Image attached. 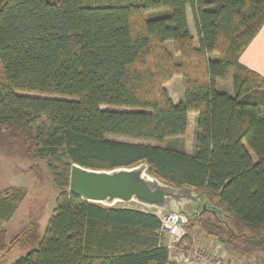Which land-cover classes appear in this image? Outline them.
I'll return each mask as SVG.
<instances>
[{"label": "trees", "instance_id": "obj_1", "mask_svg": "<svg viewBox=\"0 0 264 264\" xmlns=\"http://www.w3.org/2000/svg\"><path fill=\"white\" fill-rule=\"evenodd\" d=\"M263 24L264 0H0V140L42 161L59 190L39 242L33 225L9 241L0 225V258L37 244L10 264H176L155 210L69 194L72 163L145 162L202 194L209 209L188 220L189 234L264 253V77L239 63ZM174 76L178 103L165 88ZM227 79L232 94L216 88ZM189 113L192 154L145 143L184 135ZM3 200L0 223L15 210Z\"/></svg>", "mask_w": 264, "mask_h": 264}, {"label": "rangeland", "instance_id": "obj_2", "mask_svg": "<svg viewBox=\"0 0 264 264\" xmlns=\"http://www.w3.org/2000/svg\"><path fill=\"white\" fill-rule=\"evenodd\" d=\"M157 14H160V12H148L147 17ZM171 80L169 81L171 83L168 82V90L173 95V78ZM216 88L219 91L232 93L233 87L231 80L227 79L218 81ZM192 116L184 135L168 138L162 143H145L180 149L187 147L188 149L186 148V150L189 154H192L194 151L193 140L196 115L193 114ZM14 192H17V197L16 195L12 196ZM58 193L59 190L52 185L50 175L42 161L31 158L21 144L14 139L0 140V203L4 201L3 199L12 200V198L15 202V210L10 218L2 221L0 224L7 230L8 241L25 227L33 225L39 242L43 237L47 223L55 207ZM196 237L198 246L205 251H207V248L204 245L208 246L209 244L211 246L216 241L214 238L204 235L200 230L196 233ZM166 241H168V238H166ZM36 247L37 244L28 247L20 245L7 253L3 258H0V264H10ZM237 253L247 264H264V253L260 254L254 251H243V253H240L236 250L233 252V255ZM253 253H257L255 262H253L255 258Z\"/></svg>", "mask_w": 264, "mask_h": 264}, {"label": "water", "instance_id": "obj_3", "mask_svg": "<svg viewBox=\"0 0 264 264\" xmlns=\"http://www.w3.org/2000/svg\"><path fill=\"white\" fill-rule=\"evenodd\" d=\"M147 169L145 162L111 169H92L72 163L68 193L105 206L135 203L155 211L178 212L188 220L209 209L200 192L188 186L164 183L150 175Z\"/></svg>", "mask_w": 264, "mask_h": 264}, {"label": "built area", "instance_id": "obj_4", "mask_svg": "<svg viewBox=\"0 0 264 264\" xmlns=\"http://www.w3.org/2000/svg\"><path fill=\"white\" fill-rule=\"evenodd\" d=\"M160 220L159 233L165 239L164 246L168 249L169 259L178 264H228L227 261L215 252L205 251L198 246L196 233L198 228L194 227L189 234L187 231L188 218L178 212L154 211ZM187 238L190 246L187 250L178 246V242Z\"/></svg>", "mask_w": 264, "mask_h": 264}, {"label": "crops", "instance_id": "obj_5", "mask_svg": "<svg viewBox=\"0 0 264 264\" xmlns=\"http://www.w3.org/2000/svg\"><path fill=\"white\" fill-rule=\"evenodd\" d=\"M186 19H187V26H188L189 33L192 36H195L193 21H192V17H191V13H190L189 8L186 9ZM239 63L243 64L247 68L259 73L261 76L264 77V24L262 25L260 30L256 33V35L253 37V39L244 48V50L241 52V54L239 56ZM172 78H173V95L170 93V90H168V87H169L168 83L165 85V88L168 92L169 97L173 101V103H178L179 101L182 100V97H183L181 78L179 76H174ZM169 83H171V82H169ZM232 91H233V88H232ZM226 93L232 94V93H229L228 91ZM193 114L194 113L188 114V124H189V120L192 119L191 117H193L192 116ZM188 124H187V126H188ZM186 148L187 147H185V149H184L182 147L181 150H183L185 153L189 154V152L186 150ZM190 148H191V146H190ZM163 240L166 241V239L164 237H163ZM18 246H20V245H16L9 252H11L13 249H15ZM204 246H206L207 251L215 252L217 255L222 256L227 261L228 264H247V262L245 260H242L240 258V255L238 253L236 255H233L234 251H230L227 248H224L217 241H214V243H212L211 246L209 244H208V246L207 245H204ZM253 255L255 256L253 262H255L257 253H255V254L253 253Z\"/></svg>", "mask_w": 264, "mask_h": 264}]
</instances>
